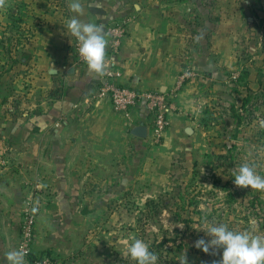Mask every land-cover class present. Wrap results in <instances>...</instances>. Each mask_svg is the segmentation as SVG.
<instances>
[{"label": "rangeland", "instance_id": "374dc122", "mask_svg": "<svg viewBox=\"0 0 264 264\" xmlns=\"http://www.w3.org/2000/svg\"><path fill=\"white\" fill-rule=\"evenodd\" d=\"M202 4L203 11L183 20L203 27L192 34L195 52L199 50L194 60L204 61L208 75L190 76L170 96L172 113L192 124L194 135L174 138L164 149L163 139L151 140L145 152L116 164L101 154L96 168L82 178L81 191L69 195L70 202L63 199L70 207L44 210L36 207L50 197L42 192V178L30 179L28 156L0 140V181L6 177L26 187L33 183L21 209L20 239L29 201L36 216L31 252L42 226L47 239H59V254L45 251L37 258L46 257L50 264H136L127 249L138 238L154 248L156 264H179L184 253L188 264H213L222 258V249L205 254L194 246L200 238L210 239L200 231L206 220L233 231L249 230L255 221L256 234L264 235V191L234 184L243 163L254 164L264 177V0ZM15 5L8 0L0 10V126L29 117L28 106L43 103L48 91L28 75L30 59L22 61L27 50L15 47L19 35H28L27 28L19 32L12 24ZM190 69L195 76L201 72L193 64ZM247 86H252V98L242 109ZM155 244L162 246L156 249Z\"/></svg>", "mask_w": 264, "mask_h": 264}, {"label": "crops", "instance_id": "0c3cea01", "mask_svg": "<svg viewBox=\"0 0 264 264\" xmlns=\"http://www.w3.org/2000/svg\"><path fill=\"white\" fill-rule=\"evenodd\" d=\"M11 1L16 4L11 11L24 16L23 25L28 30L25 47L30 59L28 75L35 84H46L48 91L43 103L28 106L29 117L0 126V140L19 146L21 154L28 156L30 179L42 178V192L50 197L36 203V207L68 208L70 205L63 199L67 196L70 202L69 195L81 191L82 178L96 168L101 154L111 156L116 164L118 160L125 161L124 157H136L147 150L152 137L141 139L131 132L142 124L148 127L149 134L152 118L143 102L133 109V120L128 121L114 110L110 99H97L103 77L90 74L87 66L76 65L73 37L65 28L74 15L68 8V0ZM203 1L82 0L85 11L80 18L103 25L106 37L111 26L127 21L129 31L114 60L123 73L122 85L138 92L158 91L170 98L178 94L175 91L190 76L200 79L208 75L203 71L204 61H196L199 50L195 52L192 37L203 27L183 20L195 11H203ZM192 64L201 71L196 76L190 69ZM199 65H204L202 70ZM53 67L57 74L51 73ZM172 112L168 113L170 126L162 149L183 134L191 137L185 130L194 129L181 114ZM0 182V264H6L5 253L18 248L21 209L24 199L33 191V183L26 187L6 177ZM46 235L42 226L33 246L35 255L60 251L59 239H47Z\"/></svg>", "mask_w": 264, "mask_h": 264}, {"label": "clouds", "instance_id": "9594fccd", "mask_svg": "<svg viewBox=\"0 0 264 264\" xmlns=\"http://www.w3.org/2000/svg\"><path fill=\"white\" fill-rule=\"evenodd\" d=\"M7 6L8 0H0V10ZM68 8L74 15L66 22L67 32L78 41L79 55L86 63L89 73L97 78L103 77L109 68L106 59L109 42L104 26L80 18L85 11L82 0H68ZM260 127L264 128V120L260 121ZM234 184L239 188L264 191V177L257 174L254 164H241L234 173ZM205 224L207 227L200 231L210 239L200 238L195 241L194 246L205 254H215L222 249V258L213 264H264V235L256 234L258 226L255 221L250 222L251 227L246 231H233L226 224L207 220ZM127 252L136 264H156L158 260L157 254L150 251L149 245L142 239L131 241ZM27 255L28 252L23 246L10 250L5 253L6 264H26ZM179 264H188L185 253Z\"/></svg>", "mask_w": 264, "mask_h": 264}, {"label": "built area", "instance_id": "2783aa9c", "mask_svg": "<svg viewBox=\"0 0 264 264\" xmlns=\"http://www.w3.org/2000/svg\"><path fill=\"white\" fill-rule=\"evenodd\" d=\"M129 23L123 21L111 26L107 31L109 44L106 49V59L109 63V68L103 76L101 89L97 95L99 98L110 99L114 110L122 114L128 121L133 120L132 111L141 102L145 103L149 114L152 118V125L149 135L156 143L161 142L165 133L170 126L168 113L174 110V105L168 95L158 91L138 92L130 87L123 86L121 79L123 73L115 66V57L120 53L123 42L128 33ZM73 54L76 58V65L80 67L87 66L83 58L79 55V44L75 37L72 43ZM34 205L31 201L25 207V219L22 227V235L18 245L23 246L28 252L26 256V264H50L46 257L39 258L31 263V244L33 241V232L35 229L36 216L33 211Z\"/></svg>", "mask_w": 264, "mask_h": 264}, {"label": "trees", "instance_id": "16d2710c", "mask_svg": "<svg viewBox=\"0 0 264 264\" xmlns=\"http://www.w3.org/2000/svg\"><path fill=\"white\" fill-rule=\"evenodd\" d=\"M11 19H12V24H13V26H18L19 27V29H20V31L19 32H21V30L23 31V29H25L26 28V26H24L23 25V23H24V16H22L20 13H18V12H16V11H11ZM18 39H16V45H15V47H19V46H21L22 45V47H26V42L28 41V35H25L23 38L22 37H20V35H19V37H17ZM26 49V48H25ZM29 59V57L27 56V59H26V56L22 59V61H24V60H28ZM250 85V84H249ZM260 86H261V84H260ZM261 87H263V85L261 86ZM264 89V88H263ZM247 90H248V95L243 99L244 100V102H243V104H242V106H241V108L243 109L246 105H247V103L249 102V101H251V98H252V94L251 93H253V90H252V86H247ZM245 105V106H244ZM232 112H233V114L235 115V117L241 122L242 121V116L238 113V108H237V106H234V107H232ZM162 246V244H155V248L156 249H160V247ZM150 251H152V252H154L155 253V250H154V248L152 247V246H150ZM35 259H39V258H37V255H35L34 253H32L31 255H30V260H31V263L33 262V261H35Z\"/></svg>", "mask_w": 264, "mask_h": 264}, {"label": "water", "instance_id": "95a60500", "mask_svg": "<svg viewBox=\"0 0 264 264\" xmlns=\"http://www.w3.org/2000/svg\"><path fill=\"white\" fill-rule=\"evenodd\" d=\"M52 74H57V71L53 70L51 72ZM186 133L189 135H193L194 134V129L192 127H188L186 128ZM132 135L137 137V138H141V139H147L148 138V127H146L145 125H139L136 126L133 130H132Z\"/></svg>", "mask_w": 264, "mask_h": 264}]
</instances>
